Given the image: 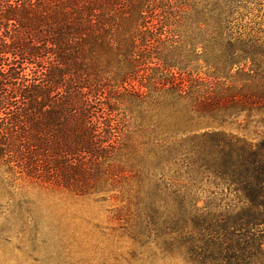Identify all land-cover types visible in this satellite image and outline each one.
<instances>
[{
	"label": "trees",
	"instance_id": "obj_1",
	"mask_svg": "<svg viewBox=\"0 0 264 264\" xmlns=\"http://www.w3.org/2000/svg\"><path fill=\"white\" fill-rule=\"evenodd\" d=\"M246 1L0 0L8 181L120 203L134 256L264 264V139L225 130L264 126Z\"/></svg>",
	"mask_w": 264,
	"mask_h": 264
},
{
	"label": "rangeland",
	"instance_id": "obj_2",
	"mask_svg": "<svg viewBox=\"0 0 264 264\" xmlns=\"http://www.w3.org/2000/svg\"><path fill=\"white\" fill-rule=\"evenodd\" d=\"M245 3L242 23L261 30L264 40V0ZM258 129L259 135L253 128H225L255 143L264 139V126ZM7 177L0 166V264H186L180 254L166 255L152 243L134 256L133 242L111 230L118 226L110 219V210L120 206L116 201L97 204Z\"/></svg>",
	"mask_w": 264,
	"mask_h": 264
}]
</instances>
